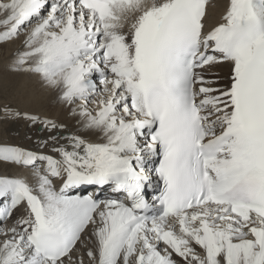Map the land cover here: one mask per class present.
Returning <instances> with one entry per match:
<instances>
[{"label":"snow or ice","instance_id":"6c2138e0","mask_svg":"<svg viewBox=\"0 0 264 264\" xmlns=\"http://www.w3.org/2000/svg\"><path fill=\"white\" fill-rule=\"evenodd\" d=\"M209 2L0 0L10 73L74 125L0 110L49 134L0 141V264H264V0Z\"/></svg>","mask_w":264,"mask_h":264},{"label":"bare ground","instance_id":"6f19581e","mask_svg":"<svg viewBox=\"0 0 264 264\" xmlns=\"http://www.w3.org/2000/svg\"><path fill=\"white\" fill-rule=\"evenodd\" d=\"M224 2L225 0H210L207 8L209 25L219 21ZM16 47V44L0 47V110L10 106L21 114L27 113L40 121L51 120L58 125H65L68 131H72L73 122L55 102L49 90L37 87L34 81L27 77L10 73L9 57ZM217 73L222 80L227 81L230 74L229 66H220L213 74ZM48 135L41 123L33 124L30 120L19 119L0 124V141L12 146L35 150L36 145ZM105 194L109 195L108 192ZM113 198L106 197V199Z\"/></svg>","mask_w":264,"mask_h":264}]
</instances>
